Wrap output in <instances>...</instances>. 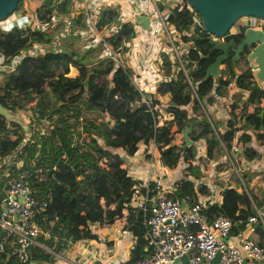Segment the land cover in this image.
Here are the masks:
<instances>
[{
  "label": "trees",
  "instance_id": "16d2710c",
  "mask_svg": "<svg viewBox=\"0 0 264 264\" xmlns=\"http://www.w3.org/2000/svg\"><path fill=\"white\" fill-rule=\"evenodd\" d=\"M20 1L17 0L15 7ZM40 3L41 11L36 8L34 14L38 19L49 20L52 7L47 2ZM115 15L111 8H103L95 23L99 26L113 21ZM169 17L178 31L187 29L190 19L187 8L170 7ZM244 26L245 23L241 24L235 31L229 28L219 39L237 42ZM128 34L129 27L118 22L109 40L114 46ZM51 37L47 31L29 26L0 29V54L8 64L22 46L32 41L50 40ZM189 37L192 41L188 44L187 57L194 63L187 73L195 82V94L203 105L225 93L222 73L229 74L237 87L229 95L230 109L225 118L227 129L219 133L223 144L228 146L239 127L235 119L238 113L241 114L239 121L244 116V123L253 129L263 128L264 106L261 98L264 88L250 79L252 72L245 50L237 58L232 57V52L228 50L227 58L221 62L220 74L204 77V69L220 49L211 48L214 38L204 28L195 29ZM89 52L90 48L75 50L68 47L36 55L23 54L14 67L0 71V103L11 112H16L18 108L29 111L26 127L13 116L5 118L0 115V130L6 132L0 138V155L10 156L14 152L11 162L0 168V197L6 180L23 170L29 194L34 200L29 218L38 229L34 241L27 245L28 257L24 262L12 253L15 235L6 234L0 228V240H3L0 264H54L57 260L55 254L66 249L70 240L95 235L89 227L90 222L95 220L100 225L110 224L119 216L123 217L124 228L136 237L125 261V264H131L143 257L148 249L143 247L144 226L140 222L143 211L130 205L133 192L131 181L123 171L124 158L113 148L122 147L130 154L136 149L135 143L152 138L157 148L164 147L175 133L188 126V137L192 142L200 136L205 137L208 157L214 154L215 148L217 151L219 139L208 134L209 124L205 116L197 120L194 116L187 118L185 110L180 107L192 99V110L199 108L196 100L191 98V89L184 81L183 73L178 71L174 78L159 82L158 90L169 92L170 103L166 109L170 117L155 127L153 114L143 103L130 104L134 90L131 93L122 92L124 84L119 85V78L125 77L115 70L114 85H110L102 75L109 65L88 66ZM242 54L244 65L235 72ZM70 65L75 68L74 74L67 73ZM243 92L244 96L238 97ZM238 103L240 108L236 112ZM248 106L250 110H247ZM9 130L11 135L7 134ZM255 136L260 138L261 132ZM238 137L243 140L249 138L244 131ZM192 142L184 149V158L194 155ZM179 149L180 146L166 145L162 152L164 161L172 162ZM244 152L248 158L257 154L246 146ZM3 168L8 169V174H3ZM185 168L186 172L199 175L195 164H188ZM245 178L248 180L247 176ZM205 190L201 182L193 183V180L181 178L176 191L170 194L179 198L188 196L187 200H182L183 205H188L195 199L196 192ZM222 196V202L210 206L207 212L210 215L221 213L232 220L231 233L240 231L247 223L246 216L252 214L253 204L258 206L264 202V198L259 199L250 190L246 194L244 189L225 188ZM124 210L126 213H123ZM249 236L255 244L264 247V226L260 219L251 223Z\"/></svg>",
  "mask_w": 264,
  "mask_h": 264
},
{
  "label": "built area",
  "instance_id": "2783aa9c",
  "mask_svg": "<svg viewBox=\"0 0 264 264\" xmlns=\"http://www.w3.org/2000/svg\"><path fill=\"white\" fill-rule=\"evenodd\" d=\"M62 1L64 0L48 2L52 7L49 20L38 19L35 15L34 20L30 17L27 23L23 20L21 22L30 28L51 30L52 24L59 21V17L54 15L53 11ZM70 2L72 3L70 18L64 22L61 29L53 32L50 40L32 41L22 46L16 50V54L12 56L8 64L4 56L0 54V65L5 66V69H10L23 54L36 55L47 50H64L66 47L59 45L64 38H70L73 32L78 38L79 47L81 49L90 48L94 53L88 66L108 64V69L102 75L110 85H114L113 73L118 70L133 87L134 94L130 104L143 103L153 114L155 127H158L165 118L170 117V112L166 109L170 103L169 92H160L157 88L158 84L174 78L176 72L180 71L184 75V81L190 86L191 98L199 104V108L195 109L196 113L201 112L205 116V121L209 124L208 134L218 137V146L222 148L219 154L220 159L212 157L213 155L208 157L205 147L206 139L200 136L193 142L191 141L195 148L194 155L184 158V150L181 147L183 137L180 132L175 133L165 144V146L171 144L181 147L175 159L169 163L164 161L162 155L165 146L157 148L153 138L150 141L141 139L135 143L136 149L130 154L126 153L122 147L113 148L124 158L123 171L131 181L133 192L129 201L130 205L140 207L143 211L140 219L144 226L143 247L148 249L143 257L131 264H173L174 259H176L174 264H264V247L255 244L249 236L251 223L255 219H260L264 226V202L258 206L253 204L252 214L246 216L247 223L236 233L230 232L232 220L228 217L221 213L210 215L207 212L210 206H216L222 202V191L225 188H233L236 191L244 189L247 194V185H249L253 195L259 199L261 198L257 193L261 192L264 195V186L260 187L259 192H253V185L264 181V163H262L264 148L259 146L264 142V126L259 130L253 129L242 119L239 121L241 114L238 113L235 119L239 127L228 142V146L220 140L219 133L227 129L225 118L228 117L230 109L231 97L229 95L235 92L237 87L229 74L222 73L225 93L215 96L213 101L205 103V106L197 98L195 82L187 73L188 68L194 63L193 59L187 57L188 44L192 41L189 36L195 29L198 31L203 28L196 9L186 0H70ZM174 6L179 8L184 6L189 10L190 19L186 30L178 31L171 22L169 9ZM106 7L116 12L115 19L97 26L95 21ZM139 14L145 15L144 25L136 19ZM76 17L81 18V25L73 30L69 24L77 20ZM118 22L129 27V34L121 37L119 43L113 46L109 36L115 31ZM5 23L3 20L0 21V29H3L1 26ZM19 25L23 26V24ZM248 26L264 28V19L257 18L255 23H249ZM209 34L211 38H219V36ZM222 66L223 64L220 63L218 75ZM251 72L250 79L253 82L264 80H259L252 69ZM243 96L244 92L238 97ZM214 100L222 101L226 111L225 118L217 120L211 116L208 106ZM191 103L192 99L189 103L180 105L185 110V116L201 118L200 114L199 116L194 114ZM239 108L240 103L235 111L237 112ZM250 109L248 106L247 110ZM5 126L8 129L11 128L9 125ZM241 131L249 136L247 140L238 137ZM257 132H261L260 138H256ZM7 134L11 135V131L9 130ZM5 135L6 132L0 130V138ZM245 146L257 154L250 158L246 157ZM2 157L0 155V164ZM220 161L228 163L226 169L233 173L234 179H230L225 169H214L215 164ZM188 164L196 165L198 176L192 172H186L185 167ZM244 171L248 180L253 181V185L243 179ZM24 176V171L19 170L15 176L6 180L2 188L0 228L6 234L15 235L12 253L25 262L28 257L27 245L34 241L33 237L38 229L29 218L34 200L29 194ZM181 178L193 180V183L201 182L206 188L203 192H196L195 199L188 205L182 204V200H187L188 196L183 195L179 198L171 195L176 191ZM123 213H126V210ZM97 224L93 220L89 227L92 230ZM2 241L1 239L0 251H2ZM61 252L56 253V257ZM217 253L216 261L211 263L210 260ZM181 255H185V263L181 261ZM92 258L91 253V257L84 259L81 264H92L90 260ZM127 258L128 255L122 264H125Z\"/></svg>",
  "mask_w": 264,
  "mask_h": 264
},
{
  "label": "water",
  "instance_id": "95a60500",
  "mask_svg": "<svg viewBox=\"0 0 264 264\" xmlns=\"http://www.w3.org/2000/svg\"><path fill=\"white\" fill-rule=\"evenodd\" d=\"M42 2H49L50 0H41ZM17 0H0V20L8 16L15 8ZM192 5L198 15L200 16V24L203 28L215 35L222 37L230 28L233 22L241 15L251 16L264 19V0H186ZM137 21L144 25L145 15L139 14L136 16ZM27 23L30 18L21 14L14 19H10L1 27L3 30L10 29V27L19 25L20 22ZM211 48L220 49L213 60L204 69V77L217 76L219 71V64L228 56V50L232 52V57L237 58L240 53L245 50L246 59L253 70L255 76L262 80L264 79V28L244 26L242 29V36L236 42L234 40L223 41L219 38H214ZM5 66L0 65V71H3ZM0 115L5 118H11L13 113L4 105L0 103ZM244 116L242 117L243 120ZM189 127L184 126L181 130L183 143L182 150L191 142L188 137ZM218 253L210 260L215 262ZM181 261L185 263V255H181ZM244 262V259L242 260ZM176 259L173 260V264Z\"/></svg>",
  "mask_w": 264,
  "mask_h": 264
},
{
  "label": "crops",
  "instance_id": "0c3cea01",
  "mask_svg": "<svg viewBox=\"0 0 264 264\" xmlns=\"http://www.w3.org/2000/svg\"><path fill=\"white\" fill-rule=\"evenodd\" d=\"M16 16L18 15H15V17ZM15 17L8 18L7 20H4V22L14 19ZM76 19L80 20L81 18L76 17ZM240 20L238 25L234 24L235 27L232 29L233 31L238 29L241 24L245 23V25L248 26L249 23H255L257 19L246 17ZM68 40L78 42V38L73 32ZM234 70L237 71L239 69L235 67ZM68 71L71 74H74L75 68L70 65V69ZM124 81L128 80L120 77L119 85H123ZM257 85L264 88V80H262V82H257ZM261 103L264 106V93L261 98ZM208 107L211 110V116L217 120L225 118L226 111L223 108L221 100H214V102ZM194 114L196 113L194 112ZM197 115L199 116V114H196V116ZM259 146L264 148V142L260 143ZM262 163H264V154L262 155ZM248 182L253 185L252 180H248ZM263 186L264 181L258 183L257 185H253V192H259L260 187ZM123 224V217L119 216L110 224L95 225L92 229V232L95 234L94 236L70 241V243L66 246V249H64L57 256V260L54 264H81L84 259L91 257V253L93 254V258L90 259L92 260V264H122V261L125 260L129 249L134 243V235L130 232V230L124 228Z\"/></svg>",
  "mask_w": 264,
  "mask_h": 264
},
{
  "label": "rangeland",
  "instance_id": "374dc122",
  "mask_svg": "<svg viewBox=\"0 0 264 264\" xmlns=\"http://www.w3.org/2000/svg\"><path fill=\"white\" fill-rule=\"evenodd\" d=\"M40 2H41V0H21L20 1V4L17 7H15V9L8 16H6L2 20L4 21V20H7L8 18H13V17H15V15H20V14H26L28 18L31 17L34 20L36 18L35 17V14H34V10L36 8H39V5L41 4ZM62 2L63 3L62 4L59 3L55 7V9L53 11L54 12V15H56V16L59 17V21L56 22L55 24H52L51 30H49V31L47 30V32H48L49 35H52L54 31H56L58 29H61L62 28L61 26L64 24V22L65 21H68V19L70 18V9H71V4L72 3L70 2V0H64ZM39 11H41L40 8H39ZM246 17H249V16L241 15L239 18H237L238 20L236 19L233 23L238 25L239 24V20L240 19H244ZM251 18L252 19H257L256 17H251ZM240 22H241V20H240ZM20 24H23V26H25V23H23V22H20ZM234 24H232L230 26V29L231 30L235 27ZM80 25H81V21L80 20H74L73 22H71V24H69V27H71V29H73V30H76L77 28L80 27ZM68 39L69 38H67V37L64 38L61 41V44L59 46L60 47H62V46L65 47L66 46V48L72 47V49H75V50L81 49L79 47V45H78V42H73V40L72 41H69ZM93 54L94 53L92 51L89 52L90 58L93 56ZM243 65H244V62L237 61L236 67H237V69H240V68H242ZM69 69H70V67H69ZM67 73L71 74L69 71H67ZM1 78H2V76L0 75V80H1ZM123 84H124V86H122V92L123 93H124V91L126 93L133 92V87L131 86V84L128 81H124ZM12 113H13V118L16 121L18 120L19 122H21L22 125L24 127H26L25 125H26V121H27V116L29 114L28 109L27 108H25V109L24 108H18L16 112H12ZM195 113H196V111H195ZM196 114H200L201 117L204 116L201 112L200 113H196ZM194 118L196 119V117H194ZM180 133H181V131H180ZM220 152H222V148H221V146H217V151H216V148H215V152H214V154H213L212 157L217 158V159H220L219 158ZM13 154H14V152H12L10 154V156L9 155H6V156H3L2 157V161H1V164H0V168H2L1 166H3L4 164H7V163L9 164V162H11L10 161L11 160L10 157L13 156ZM18 162H15V164L18 165ZM227 166H228V163H224V162H221L220 161V162H217L215 164L214 169L215 168L216 169H219V168L220 169H225L227 171V173L229 174L230 179H234L235 176L233 175V173H230V171L228 169H226ZM3 174L4 175L5 174H8V169L5 170V168H3ZM245 177H246V172L244 171L243 172V179L244 180L246 179ZM218 180H220V179L218 178ZM247 187H248V190H250V192H251L252 191L251 186L247 185ZM257 194L260 196V198H263L264 197V195L261 192L260 193H257Z\"/></svg>",
  "mask_w": 264,
  "mask_h": 264
},
{
  "label": "flooded vegetation",
  "instance_id": "af4514ba",
  "mask_svg": "<svg viewBox=\"0 0 264 264\" xmlns=\"http://www.w3.org/2000/svg\"><path fill=\"white\" fill-rule=\"evenodd\" d=\"M244 55L242 54L241 58L239 59L240 61L244 62V59H243Z\"/></svg>",
  "mask_w": 264,
  "mask_h": 264
}]
</instances>
